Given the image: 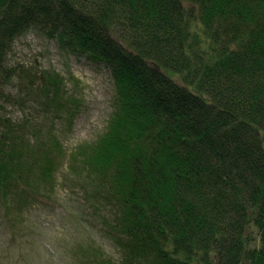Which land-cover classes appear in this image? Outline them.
Wrapping results in <instances>:
<instances>
[{"label": "trees", "instance_id": "obj_1", "mask_svg": "<svg viewBox=\"0 0 264 264\" xmlns=\"http://www.w3.org/2000/svg\"><path fill=\"white\" fill-rule=\"evenodd\" d=\"M27 1L0 0V206L47 194L66 165L119 252L89 245L81 264H264V0ZM32 30L111 71L106 129L70 154L51 124L6 117L3 89L31 72L7 57ZM37 81L72 125L64 78Z\"/></svg>", "mask_w": 264, "mask_h": 264}, {"label": "rangeland", "instance_id": "obj_2", "mask_svg": "<svg viewBox=\"0 0 264 264\" xmlns=\"http://www.w3.org/2000/svg\"><path fill=\"white\" fill-rule=\"evenodd\" d=\"M7 62L12 76L14 70L31 72L3 89L6 117L17 122L27 118L48 128L51 124L68 154L104 132L115 98L111 71L105 63L69 52L35 30L16 39ZM44 70L60 74L68 93L74 92L79 101L72 125L66 116L45 113L37 92L28 91V85L41 89L37 76ZM53 179L52 189L28 205L11 212L9 206H0V264H81L80 256L89 245L119 259L117 243L99 219L102 211L89 203L66 165Z\"/></svg>", "mask_w": 264, "mask_h": 264}, {"label": "bare ground", "instance_id": "obj_3", "mask_svg": "<svg viewBox=\"0 0 264 264\" xmlns=\"http://www.w3.org/2000/svg\"><path fill=\"white\" fill-rule=\"evenodd\" d=\"M51 0H31L27 1V5H29L33 9H41L43 6H45L47 3H49Z\"/></svg>", "mask_w": 264, "mask_h": 264}]
</instances>
